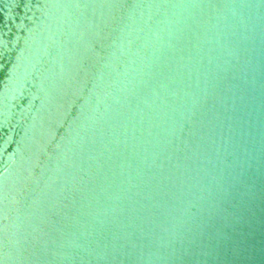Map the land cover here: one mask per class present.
<instances>
[{
  "label": "water",
  "instance_id": "obj_1",
  "mask_svg": "<svg viewBox=\"0 0 264 264\" xmlns=\"http://www.w3.org/2000/svg\"><path fill=\"white\" fill-rule=\"evenodd\" d=\"M0 264H264V0H0Z\"/></svg>",
  "mask_w": 264,
  "mask_h": 264
}]
</instances>
